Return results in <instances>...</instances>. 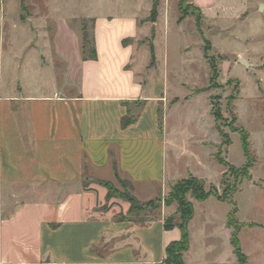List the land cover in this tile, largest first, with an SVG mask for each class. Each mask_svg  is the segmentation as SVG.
<instances>
[{
    "label": "crops",
    "instance_id": "crops-1",
    "mask_svg": "<svg viewBox=\"0 0 264 264\" xmlns=\"http://www.w3.org/2000/svg\"><path fill=\"white\" fill-rule=\"evenodd\" d=\"M103 2L95 15L80 9L81 3L72 9L71 0H26L31 15L19 14L16 23L52 27L53 34L48 41L41 38L39 48L31 38L22 51L8 39V83L0 84V264H165L167 247L182 237L179 227L164 224L176 205L148 224L121 222L129 206L124 213L116 207L97 210L106 194L85 187L87 179L115 181L119 175L130 181L139 201L141 195L147 201L165 198L171 185L187 178L179 176L178 163L192 155L181 127L169 124L172 109L189 97L173 96L168 77L154 66L138 68L140 49L155 40L163 4L153 23L135 4ZM149 4L151 14L153 0ZM190 5L201 12L200 30L208 29L203 38L212 48L206 35L218 34L239 45L219 53L225 60L264 74V0ZM87 19L94 22L97 60L82 54ZM175 23L199 31L196 19ZM30 49L36 54L28 58ZM129 106L140 112L123 127Z\"/></svg>",
    "mask_w": 264,
    "mask_h": 264
},
{
    "label": "rangeland",
    "instance_id": "rangeland-1",
    "mask_svg": "<svg viewBox=\"0 0 264 264\" xmlns=\"http://www.w3.org/2000/svg\"><path fill=\"white\" fill-rule=\"evenodd\" d=\"M75 1L77 0H71L72 9L81 3L80 9L85 11L86 8L87 14L95 15L102 11L101 5L105 3L103 2L105 0ZM182 1L183 9L188 13L186 19L195 21L196 13L190 5V0ZM116 2L135 4L130 0ZM149 3L150 0L137 1L135 5L139 8L140 16L150 15V12H147ZM160 3L163 4V13L155 40L140 49L137 57L138 68L143 70L152 67L151 48H154L155 73L166 74L173 96L181 99L189 97L182 100L169 114L170 126L181 127L182 142L186 150L192 153L183 156L179 161V176L184 178L188 177L189 172L195 173L201 176L207 185H214L222 192L224 188L222 180L228 169L219 164L217 157L222 153V157L228 163L242 168L246 164V157L242 149L241 136L233 130L242 127L249 132L250 147L256 162L244 180L236 181L235 176L229 173L224 182L229 186L235 183L238 185L234 201L238 207L236 218L244 226L239 238L246 262L264 264V94L259 88L261 85L264 89V83L259 82L261 78L264 81V74L234 64L233 60H225L226 58L219 53L231 52L239 45L230 43L218 34H209L206 37L213 43L212 48L208 40L203 38V33L208 32L205 26H201L200 31L192 28V24L186 23L180 29L176 28L175 22L181 17L179 0H160ZM19 14L26 19L31 15V10L20 11L19 0H0V84L3 85H7L9 75L8 39L16 41L22 51L31 38L34 37L32 46L39 48L42 40L44 38L47 40L53 34L52 27L19 26L16 23ZM166 20H169V27L166 26ZM85 22L91 35L92 20L87 19ZM180 31L185 33L181 34ZM7 32L13 34L8 36ZM187 51L188 53H185ZM25 53L26 57L31 58L36 51L33 49ZM205 54L209 59L205 58ZM209 62L215 64L218 75H213ZM175 101L170 103L173 104ZM134 111H139V107L135 106ZM234 118H237V123L234 122ZM226 137L229 138L230 145L225 144ZM203 143H207L208 146H204ZM171 161L169 158L170 169ZM129 182L117 175L115 181L87 179L85 187H94L106 194V201L100 202L97 210L108 211L116 207L124 213L125 207H130V203L124 198L125 194H131ZM141 198L143 199L140 202H148L147 196L141 195ZM193 203L195 206V217L191 226L193 243L185 256V263L238 264L230 242L233 230L228 227V215L233 209L232 205L220 202L214 197L204 203L195 200ZM165 208L163 205L161 213L156 212L154 215L158 214V219L163 217Z\"/></svg>",
    "mask_w": 264,
    "mask_h": 264
},
{
    "label": "trees",
    "instance_id": "trees-1",
    "mask_svg": "<svg viewBox=\"0 0 264 264\" xmlns=\"http://www.w3.org/2000/svg\"><path fill=\"white\" fill-rule=\"evenodd\" d=\"M20 1L23 11H26V5H25L26 0H20ZM182 4L183 1L179 0V11L181 13L180 20H184L188 15V13L183 9ZM159 6H160V0H153V8L150 17L148 19L149 21L153 23L156 22L158 17ZM192 9L194 13H196L195 14L196 22L200 31V23L202 19L201 12L194 7H192ZM85 21L82 22L83 58L84 60H97V52L95 49L93 28H92V34L90 35ZM92 23L94 24L93 20ZM125 44H127V42H125ZM151 50H152V60H153L151 66H154V62H155L154 48H151ZM205 58L209 59L206 54H205ZM209 65L211 71L213 72V75H218L219 74L218 69L215 66V64L209 62ZM127 105H129V103H127ZM139 112L140 110L135 112L129 106L128 114L122 120V126L127 127L130 124L136 122ZM234 122L237 123V118H234ZM233 132L239 133L241 136L242 149L246 157V164L242 168H237L232 164L228 163V161H226L222 157V153L218 155L217 158L219 164L228 169V173L226 172L222 180V186L224 187L222 192H220L214 185L209 186L204 180L199 179L193 175H189L187 178L182 179L171 185L170 190L164 199H162V197H158L156 199L142 203L134 195L133 192L134 188L132 184L129 182L131 184L130 185L131 194L130 193L125 194L124 198L127 202L130 203V209L127 215L122 214L119 216L118 218L119 221L148 224L158 219L157 218L158 214L157 215L154 214L156 212H159L160 214L163 205L165 207H170L173 205L177 206L176 213L174 215H171L170 217L165 218L164 224L167 229L179 227L182 232V237L179 241L174 242L167 247L165 264H185L184 254L188 252L190 249L189 224L195 215L193 200L203 203L211 197L218 199L220 202L229 203L230 205H232L233 209L230 211L228 215V227L233 230L231 233L230 242L231 245L233 246L234 255L238 264H247L246 256L242 251V246L239 238L240 232L244 228V226L243 224H240L236 218V215L238 213V207L236 202L234 201V194H236V192L238 191V185H236L235 183V185L229 186L224 181L229 173L235 176L236 181L244 180L249 176L250 171L253 168L256 161L250 147L249 132L242 127H236L233 130ZM225 140H226L225 144L230 145L229 138L226 137Z\"/></svg>",
    "mask_w": 264,
    "mask_h": 264
}]
</instances>
